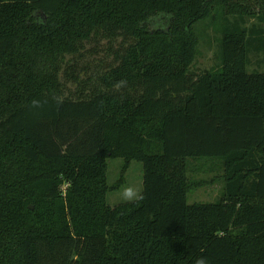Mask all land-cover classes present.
I'll list each match as a JSON object with an SVG mask.
<instances>
[{
	"label": "trees",
	"instance_id": "obj_1",
	"mask_svg": "<svg viewBox=\"0 0 264 264\" xmlns=\"http://www.w3.org/2000/svg\"><path fill=\"white\" fill-rule=\"evenodd\" d=\"M198 22L219 61L196 73ZM203 157L222 196L188 203ZM133 160L143 198L108 205ZM200 257L264 264V0H0V264Z\"/></svg>",
	"mask_w": 264,
	"mask_h": 264
},
{
	"label": "rangeland",
	"instance_id": "obj_2",
	"mask_svg": "<svg viewBox=\"0 0 264 264\" xmlns=\"http://www.w3.org/2000/svg\"><path fill=\"white\" fill-rule=\"evenodd\" d=\"M208 21V20H205ZM250 22H254L253 20ZM202 22L195 25L198 33L207 34L208 37H203L198 43V52L194 60L192 70L196 73L209 69L217 65L218 46L215 34L205 26L201 27ZM250 24V23H249ZM205 25V24H204ZM199 27V28H197ZM198 36H200L198 34ZM201 37V36H200ZM219 44V43H218ZM88 50L87 56L82 61L86 63L90 61L95 63L104 60V52L106 49V42H90L86 45ZM90 51V52H89ZM263 55L262 53L249 52V66L250 70H263ZM83 76V74H81ZM66 90H72L74 85L66 84ZM123 159L120 157H111L107 159V183L114 185L118 182L120 169ZM186 177L191 182H202L199 185L191 187L187 193V202H214L218 201L222 196V165L219 158H189L186 160ZM122 184L112 190H108L106 195V202L110 206H115L118 203L129 201L123 198L122 192L125 187L132 186L142 190V165L138 161H131L127 170L124 172Z\"/></svg>",
	"mask_w": 264,
	"mask_h": 264
},
{
	"label": "clouds",
	"instance_id": "obj_3",
	"mask_svg": "<svg viewBox=\"0 0 264 264\" xmlns=\"http://www.w3.org/2000/svg\"><path fill=\"white\" fill-rule=\"evenodd\" d=\"M122 195L125 200L129 201L143 198L142 192L138 188L132 186L125 187L123 189ZM196 264H209V261L206 257H200L197 259Z\"/></svg>",
	"mask_w": 264,
	"mask_h": 264
}]
</instances>
